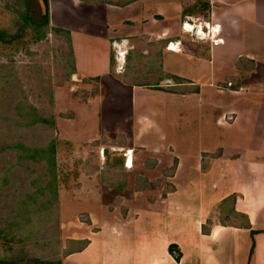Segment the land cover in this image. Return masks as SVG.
Masks as SVG:
<instances>
[{
    "label": "crops",
    "instance_id": "0c3cea01",
    "mask_svg": "<svg viewBox=\"0 0 264 264\" xmlns=\"http://www.w3.org/2000/svg\"><path fill=\"white\" fill-rule=\"evenodd\" d=\"M58 1L68 13L90 7V67L79 65L76 41L89 31L56 26L70 32L76 71L100 84L94 98L72 102L71 119L56 120L60 136H122L115 150L131 176L125 188L101 185L76 203L89 221L68 240L86 243L61 264H264V0ZM193 21L214 30L208 48L184 36ZM139 34L161 44L155 62L167 86L111 74L112 43ZM140 178L148 183L135 189ZM228 203L231 220L213 222Z\"/></svg>",
    "mask_w": 264,
    "mask_h": 264
},
{
    "label": "rangeland",
    "instance_id": "374dc122",
    "mask_svg": "<svg viewBox=\"0 0 264 264\" xmlns=\"http://www.w3.org/2000/svg\"><path fill=\"white\" fill-rule=\"evenodd\" d=\"M36 1L0 0V259L22 264L34 260L56 264L69 251L86 243L68 240L81 229L87 230L89 221L86 213H78L76 203L90 202V194L98 193L101 185L125 188L131 176L121 167L123 157L115 150L125 145L122 136L89 143L68 141L60 136L56 120L71 119L72 102L85 103L94 98L99 94L100 84L97 79H88L76 71L74 52L65 34L51 31L45 34V29L39 27L40 20L34 16ZM91 1L120 6L127 0ZM58 2L48 0L50 26L59 28L57 22H64L89 31L88 37L78 36L76 41L79 65L90 67V51L86 46L90 43V7L68 13ZM92 13L99 18L95 10ZM194 24L203 27L200 30L206 36L196 35L197 29L184 36L190 44L202 43L208 48L211 31L203 23L193 21L190 25L195 27ZM126 38H117L112 43L111 74L129 83L160 81V86H167L170 82L161 75L155 62L161 47L159 41H150L145 34L131 36L129 42ZM122 52L120 64L118 54ZM94 64L105 72L99 58ZM33 114L49 121L53 118V127L31 124L36 120ZM118 127L116 120L107 122L108 131H116ZM52 140L55 155L51 165L45 159L25 157L24 148H46ZM18 144L20 148H16ZM154 176L151 175L150 185L162 187ZM133 183L139 189L148 182L140 178ZM229 212L228 203L213 222L230 221Z\"/></svg>",
    "mask_w": 264,
    "mask_h": 264
},
{
    "label": "trees",
    "instance_id": "16d2710c",
    "mask_svg": "<svg viewBox=\"0 0 264 264\" xmlns=\"http://www.w3.org/2000/svg\"><path fill=\"white\" fill-rule=\"evenodd\" d=\"M82 1L92 3V4H102V2L91 1V0L90 1L82 0ZM133 1H135V0H127L121 5H126V4L133 2ZM36 2H37V6H36L37 9H36V15H34V16H36L37 20H40L39 27L40 28L43 27L45 29V34L49 33L50 31L54 32V33L65 34L67 39H68V43H69L70 47L72 48L70 32L67 30H64V29L55 28V27L50 26L49 12H48V0H38ZM103 4H105V3H103ZM107 4H109V3H107ZM208 7L209 6L207 5L206 8L208 9ZM25 11H26V14H29V11H27V10H25ZM32 21H33L32 25L35 26V23H34L35 21L34 20H32ZM111 65H112V58H111ZM73 74H75L74 71L72 72V75ZM196 92H198L197 88H196ZM34 111L35 110H33V113H34ZM34 117H36V120L32 121L31 124L33 123V125H36V124H43L44 123L47 125H51V127H53V121H52L53 118H51V121H49V119L44 118V117H40L37 114L34 115ZM16 148H20V144H18L16 146ZM24 151L26 152V154H25L26 158H28L30 160L45 159L48 162V164L51 165V163L54 162L55 141L52 140L50 142L49 146L46 148H29L28 147V148H24ZM117 188L121 189L120 187H117ZM229 200L233 201L234 199H233V197H230ZM208 225H210V222H208ZM208 230H209L208 226L204 225L202 227L203 233H207ZM168 250H169V253L171 255H173V257L175 258L176 261H178L180 259V252L175 245H170ZM0 264H22V263L14 262V261H6V260L0 259ZM30 264H55V263L50 262V261H35L34 260L33 263H30ZM56 264H61V262H58Z\"/></svg>",
    "mask_w": 264,
    "mask_h": 264
},
{
    "label": "bare ground",
    "instance_id": "6f19581e",
    "mask_svg": "<svg viewBox=\"0 0 264 264\" xmlns=\"http://www.w3.org/2000/svg\"><path fill=\"white\" fill-rule=\"evenodd\" d=\"M194 28H196V27H193L192 25H186V26H185V29H186L187 31H190V32H191V30H194ZM196 29H197V28H196ZM197 30H199V31H198V34H201V36H204V35L201 33L200 28L197 29ZM119 56H121V54H120Z\"/></svg>",
    "mask_w": 264,
    "mask_h": 264
},
{
    "label": "built area",
    "instance_id": "2783aa9c",
    "mask_svg": "<svg viewBox=\"0 0 264 264\" xmlns=\"http://www.w3.org/2000/svg\"><path fill=\"white\" fill-rule=\"evenodd\" d=\"M183 27H185V24L183 25ZM199 27H200V29L203 31V27H201V26H199ZM206 27H207V29H209V26H206ZM210 30H211L212 32L214 31L212 28L209 29V31H210ZM192 31H193V30H192ZM195 31H196V35H197V33H198L199 30H195ZM208 34H209V32H208ZM168 48H169V47H168ZM227 86L230 87V86H231V83H228Z\"/></svg>",
    "mask_w": 264,
    "mask_h": 264
}]
</instances>
